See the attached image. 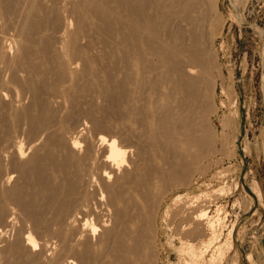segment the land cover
I'll use <instances>...</instances> for the list:
<instances>
[{
  "label": "bare ground",
  "instance_id": "6f19581e",
  "mask_svg": "<svg viewBox=\"0 0 264 264\" xmlns=\"http://www.w3.org/2000/svg\"><path fill=\"white\" fill-rule=\"evenodd\" d=\"M203 1L0 0V264H152L153 196L169 186L200 241L180 264L222 257L220 218L180 195L212 143ZM97 44L111 52H86Z\"/></svg>",
  "mask_w": 264,
  "mask_h": 264
},
{
  "label": "rangeland",
  "instance_id": "374dc122",
  "mask_svg": "<svg viewBox=\"0 0 264 264\" xmlns=\"http://www.w3.org/2000/svg\"><path fill=\"white\" fill-rule=\"evenodd\" d=\"M209 1L202 2L206 25L199 46L213 79L212 84H203L202 101L211 110L206 122L212 140L210 158L204 163L201 181L189 190L182 189L180 195L183 202H194V213L203 208L221 220L217 229L222 257L209 251L202 264H264V0ZM85 50L92 55L111 52L101 44L88 45ZM121 79L116 74L115 81ZM102 89H96L92 105L105 110ZM115 110L114 123H122L121 103ZM99 115L111 117L106 112ZM173 191L174 186H169L153 196L150 238L157 256L152 264L183 263L190 257L189 245L199 247V240L188 237L193 225L173 216L177 204L172 200L178 196ZM209 202L214 205L210 207ZM178 249L187 250L179 253ZM213 257L219 259L217 263Z\"/></svg>",
  "mask_w": 264,
  "mask_h": 264
}]
</instances>
